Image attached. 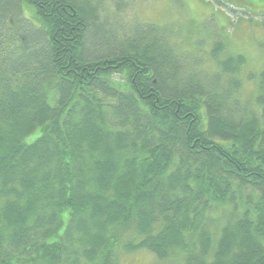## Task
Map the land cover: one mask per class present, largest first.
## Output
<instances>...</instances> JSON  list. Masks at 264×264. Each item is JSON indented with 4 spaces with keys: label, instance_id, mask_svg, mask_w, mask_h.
<instances>
[{
    "label": "trees",
    "instance_id": "trees-1",
    "mask_svg": "<svg viewBox=\"0 0 264 264\" xmlns=\"http://www.w3.org/2000/svg\"><path fill=\"white\" fill-rule=\"evenodd\" d=\"M15 1L16 17L0 0V264H264V69L243 99L246 58L217 30L206 70L173 24L92 35L107 0ZM254 2L217 0L238 20Z\"/></svg>",
    "mask_w": 264,
    "mask_h": 264
},
{
    "label": "rangeland",
    "instance_id": "rangeland-1",
    "mask_svg": "<svg viewBox=\"0 0 264 264\" xmlns=\"http://www.w3.org/2000/svg\"><path fill=\"white\" fill-rule=\"evenodd\" d=\"M2 1V4L7 7V15L13 14L14 17L19 15L18 4L15 0ZM78 1L85 4V8H87V1L95 3V0ZM249 1L254 2L255 0ZM104 9L103 15L100 16L99 30L96 32L93 30L92 35H106L108 28L106 37L113 39L118 37L121 40L131 37L137 27L151 24L158 26L173 24L175 28H182L181 35L178 32L173 34L176 37L174 42L180 43L188 51H200V55L206 62L202 67L205 66L206 70L212 69L213 64L209 61V55L217 40L213 35L217 30L228 45L226 54L235 52L245 56L247 66L241 76L242 97L248 99L252 96L256 99L257 79L254 77L264 69V0L254 2L250 9L252 12L259 13V16H254L249 11V16H245L243 20H238L239 17L231 15L230 8L219 7L217 0H107L104 3ZM22 14L24 18L34 20L35 15L32 8L23 7ZM190 58L187 60L189 61ZM36 136H39V133L34 134L33 138ZM206 224L210 230H213L215 221ZM118 263L167 264L145 251L121 253Z\"/></svg>",
    "mask_w": 264,
    "mask_h": 264
}]
</instances>
